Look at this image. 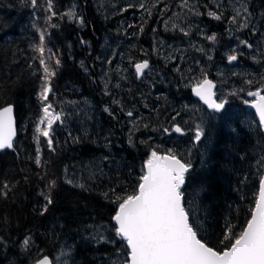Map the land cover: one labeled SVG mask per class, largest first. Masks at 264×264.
Listing matches in <instances>:
<instances>
[{
    "label": "trees",
    "instance_id": "trees-1",
    "mask_svg": "<svg viewBox=\"0 0 264 264\" xmlns=\"http://www.w3.org/2000/svg\"><path fill=\"white\" fill-rule=\"evenodd\" d=\"M54 1L53 11L67 2L73 4L80 11L86 28L76 27L66 15L60 14L46 24V28L51 23L56 25L54 36L58 34L60 42L54 47L48 45L46 39V47L61 61L60 66H56L54 60L48 61L56 71L51 79L53 93L48 97L52 107L58 105L59 97L80 98L77 91L66 86L68 84L83 88L84 96H87L85 88L89 86L99 91L96 81L90 80L85 72L86 66L93 68L92 62L87 59L85 68H80L78 60L85 56L78 54L76 48H84L83 43L87 41L93 43L106 29L127 30L135 41L134 59L128 66L132 86L138 81L132 71L133 64L148 60L153 69L159 70L160 57L152 54L151 42L154 38L159 39V34L171 30L161 25L170 17L169 10L176 0H142L130 7L122 6L126 13L123 23L117 16L110 25H105L101 17L104 14H96L93 0ZM253 4L258 5V1L254 0ZM43 5H46L45 0H36L35 4L32 0H0V108L13 106L17 129L14 147L0 152V193L7 192L6 196L0 194V264H33L42 255L53 259L60 250H67L68 264H110L111 257L107 256L114 254L112 244L96 243L89 235V229L99 225L114 228L112 217L118 206L116 197L135 191L155 138L146 134L138 136L143 123L134 127L123 123L122 110L134 107L133 104L124 105V100L122 109L116 110V102L112 103V108L107 105L108 113L99 108L98 130L87 134L82 128L60 123L52 131V148L42 138L43 144L38 143L37 137L40 139L41 136L38 133L36 137V122L41 115L42 69L39 53L33 47L39 40L34 39L32 31L36 27L33 18L38 23L40 17H33L31 9L39 11ZM202 6L205 4L199 7ZM211 6L209 12L213 10ZM44 28L43 23L41 30ZM158 93L163 96L161 99L167 96L162 90ZM93 99L97 101L98 98ZM162 104L166 102H158L152 107L148 120L152 129L161 121L173 122V116L177 117L176 102H168L164 110ZM109 116L117 119V124L109 121ZM241 116L233 113L217 125L203 168L195 177V188L190 192L186 184L182 187L185 208L189 210L190 222L197 229L198 237L217 250L223 246L221 241L229 227L233 234H238L246 226L258 198L260 178L264 175V125L246 124ZM38 145L43 146L46 160L41 159ZM107 150L113 152L110 155L115 157V165L97 178H88L87 174L77 177L76 164L97 154L107 155ZM169 150L190 163L187 160L189 151L180 143L170 144L165 140L160 152ZM37 156L39 164L36 163ZM190 164L192 170L195 163ZM69 179L72 183H68ZM52 181H55V187L50 189ZM47 194L51 195L53 203L41 214ZM107 236L118 240L116 233L110 230ZM25 239L30 241L27 246Z\"/></svg>",
    "mask_w": 264,
    "mask_h": 264
},
{
    "label": "rangeland",
    "instance_id": "rangeland-1",
    "mask_svg": "<svg viewBox=\"0 0 264 264\" xmlns=\"http://www.w3.org/2000/svg\"><path fill=\"white\" fill-rule=\"evenodd\" d=\"M141 1L93 0L92 7L96 10V14H104L101 17L105 25H110L115 22L117 16H119L118 21L123 23L126 13L122 11V6L130 7L134 5V2L139 4ZM198 1L176 0L172 4V8L169 10L171 12L170 17L161 25L165 26V29L169 28L171 30L163 33V35L159 34L160 38H154L151 42L152 54H157L160 57V62L157 63L160 71L149 66L143 78L141 80L137 79L135 86L130 84L131 77L128 67L131 66L130 61L134 59L135 41H133L127 30L120 32V28L116 27L110 30L106 29L107 31L100 33V38L94 40L93 43L90 41L84 42V48L82 47V49H85L84 51L77 46L76 52L85 56V58L81 56L78 64L80 68H85L87 59L92 62L93 68L89 69L86 66L85 72L90 80L96 81L99 91L97 92L95 87L90 89L89 86L85 88L87 96H84V91H81L83 88L70 86V84L66 85L71 87L73 91H77L81 96L79 99L70 100L59 97L57 100L58 105L53 109L61 114V121L53 124L52 131L60 123H63L68 126L74 125L82 128L87 134H90L100 128L99 108L108 113L109 109L107 107L109 106L107 105L109 104L112 108L114 105L112 103L116 102V110L122 109L125 100L124 105L133 104L134 107L131 108L130 106L129 110H122L124 116L121 120L129 127H134L137 123H143V128L138 136L141 137V135L146 134L147 137H154L152 149L160 152L166 140V143L170 144L178 142L182 148L189 151L187 160L195 164L192 170L187 173L188 175L186 174L185 184L191 192L192 188H195V177L203 168L205 154L210 147V139L217 125L226 116L233 115V113L242 114L241 118L246 124H259V118L250 107L252 101L257 98L248 95V93L261 90V94L264 95V21H261L264 19V0L258 1L256 6L252 4L253 12L250 7V0H201L204 2L201 4ZM45 2L46 5L40 6L39 11L31 9L33 17L34 15L36 19L37 16L40 17L38 23L33 18L34 26L36 25L32 31L33 36L35 40H39L38 33L44 23L48 45L57 47L60 42L57 40L58 34L54 36V29L50 26L53 24H49L46 28L51 13L48 9V0H45ZM54 2L52 0V4ZM204 4L205 6L199 7ZM210 6L212 9L214 8L213 12L222 15L220 20L208 15ZM245 8H247V12H245ZM224 10L229 11L227 13ZM70 11L75 13V19L67 15ZM55 12L58 16L66 15L67 20L77 25L76 27L86 28L84 22L83 24L80 23L82 18L80 11L70 2H67L62 8L58 6ZM232 16H237L235 23L231 21ZM245 17H247V27L242 26L246 22ZM164 19H166V16ZM74 29L77 28L74 27ZM213 34L216 35L215 41L207 38ZM243 41H247L252 47H247L246 44L242 43ZM232 54L237 55L238 58L234 63H228V56ZM41 69L43 84L44 72L42 65ZM210 72L214 74L213 84L216 87L215 91L218 93L220 101L223 99L231 100L229 105H226L219 112L207 110L197 101L191 102L190 94L186 93L187 89L196 86L205 78L208 79ZM230 78L235 79L231 81ZM62 86L64 85L62 84ZM160 90L167 95L164 96V99H161L163 96L158 93ZM40 92L41 86L39 88ZM89 94L91 97H89ZM93 97L98 98L97 101ZM102 102L106 103L105 106ZM158 102H166V104L176 102L179 112L177 117L174 114L173 122L161 121L158 127L152 129L148 120L152 115V107ZM45 103L51 102L49 99L45 102L40 98L41 115L36 122V128L39 119L43 116L42 109ZM166 104L161 105L162 110L165 109ZM170 107L175 106L170 105ZM128 112H132V116H128ZM108 120L115 123L117 121L112 117ZM173 125H179L184 129L186 136L180 137L173 134L170 131ZM198 126L204 132L200 141L195 140ZM165 129L169 132L168 134H166ZM37 134L36 132V137ZM40 136V139H37L38 143H42L41 138L47 141V138ZM37 149L40 151L41 159L43 157L46 160V155L42 151L43 146L38 145ZM110 154H113V152L107 150V155L97 154L89 160L76 164L75 167L79 172L77 177L81 178L83 174H87L88 178L102 176L110 166L115 165L113 162L115 157ZM68 181H71V179ZM196 191H198V188ZM114 229L115 226L111 228L110 226L99 225L90 228L89 235L96 243L107 242L109 245L112 244L114 254L107 256L111 257L110 264H125L128 259L126 242L117 235V241L116 239L111 240L107 236L108 230L114 233ZM66 251L60 250L53 257V264H68Z\"/></svg>",
    "mask_w": 264,
    "mask_h": 264
},
{
    "label": "snow or ice",
    "instance_id": "snow-or-ice-1",
    "mask_svg": "<svg viewBox=\"0 0 264 264\" xmlns=\"http://www.w3.org/2000/svg\"><path fill=\"white\" fill-rule=\"evenodd\" d=\"M32 3L35 4L36 0H32ZM52 7V0H48V9L51 13L49 21L57 16ZM67 15L76 18L74 12L70 11ZM208 15L217 20L221 19L215 12H209ZM236 20L237 16H232L231 21L235 23ZM245 21L243 27L248 26L247 17ZM83 22L81 18L80 23ZM50 26L56 27L54 24ZM207 38L215 41L216 35ZM38 39L39 43L33 47L39 53V63L44 72V82L39 96L47 102L49 94L53 93L51 79L56 75L48 61L54 60L56 66H60L61 61L56 53L46 47L44 30H39ZM242 43L249 48L252 47L247 41ZM237 58L235 54L228 56L229 61H235ZM148 68V60L135 64L138 75H143L144 70ZM214 87L213 82L205 78L196 85L195 92L210 108L218 111L224 108L225 102L218 103L213 99ZM248 95L257 98L254 106L259 113L260 123L264 125V95L261 94V90L249 92ZM13 111L12 105L0 108V150L14 147L17 129ZM42 111L43 116L38 121L36 132L47 138V144L52 148L53 124L61 121V114L54 111L51 103H45ZM127 115L132 116V112H128ZM174 131L183 133L184 129L175 125ZM203 135V129L198 126L195 140L200 141ZM36 163H40L39 156ZM190 168L191 164L181 160L174 151L161 153L153 149L144 162L143 174L139 177L135 191L126 196L116 197L118 206L112 219L115 221L116 235L126 242L128 259L125 264H264V176L260 178L258 198L246 226L238 234H233L232 228L229 227L221 241L223 246L217 250L198 237L197 229L190 222L189 210L185 208L182 187ZM4 187L7 188V185ZM53 187L55 181L49 185L50 189ZM0 194L6 196L7 192ZM45 199L41 214L47 212L48 206L53 203L50 194L45 195ZM29 243V239L24 240L25 246ZM34 264H53V259L42 255Z\"/></svg>",
    "mask_w": 264,
    "mask_h": 264
},
{
    "label": "flooded vegetation",
    "instance_id": "flooded-vegetation-1",
    "mask_svg": "<svg viewBox=\"0 0 264 264\" xmlns=\"http://www.w3.org/2000/svg\"><path fill=\"white\" fill-rule=\"evenodd\" d=\"M256 1H261V0H256ZM253 2H254V0H250V7H251V10H252V12L254 11V8H252V4H253ZM220 5H221V3H220ZM228 8H229V6H227ZM214 9V8H213ZM223 10V9H222ZM225 12H227L228 13V11L229 10H224ZM212 12H213V10H212ZM230 13V12H229ZM221 14V13H220ZM220 16H222V15H220ZM213 19V18H212ZM164 21H166V20H163L162 22H164ZM261 21H264V19H262ZM218 28V27H217ZM257 31H258V29H257ZM233 55V54H232ZM226 57V56H225ZM226 59V58H225ZM228 63H234V61H227ZM208 79L209 80H211L212 82H214V74L213 73H211L210 72V77H208ZM231 79V81H233L235 78H230ZM194 87H196V86H194ZM194 87H192V88H194ZM192 88L190 89H187L186 90V93L187 94H190V96H191V102H199L200 103V101L198 100V99H196L194 96H193V94H192ZM215 88L216 87H214L213 89H212V91L215 93V96L213 97L218 103L219 102H221L220 101V98H219V95H218V93L215 91ZM178 91H181V90H178ZM179 93H181V92H179ZM229 98H232V97H229ZM222 101H224L225 102V106L226 105H229V103H230V99H223ZM125 102V101H124ZM187 102H189L188 100H187ZM252 102H254V101H252ZM201 104V103H200ZM224 106V107H225ZM212 111H215V110H212ZM173 126H175V125H173ZM173 126H172V128H173ZM172 128H171V130L170 131H172L173 132V134H175V135H177V136H180V137H184V136H186V132L184 131L183 133H176L175 131H173L172 130ZM166 132V134H168L169 132L168 131H165Z\"/></svg>",
    "mask_w": 264,
    "mask_h": 264
},
{
    "label": "water",
    "instance_id": "water-1",
    "mask_svg": "<svg viewBox=\"0 0 264 264\" xmlns=\"http://www.w3.org/2000/svg\"><path fill=\"white\" fill-rule=\"evenodd\" d=\"M138 63H140V62H138ZM137 64V63H136ZM149 66H150V64H149ZM133 70H134V72H135V74H136V77H137V79H141L142 78V76L143 75H138L137 73H136V70H135V64H134V66H133ZM148 69H145L144 70V72H146ZM144 74V73H143ZM195 88L196 87H194V88H192V94H193V96L196 98V99H198L199 101H200V103L201 104H203L208 110H214V109H212V108H210L206 103H205V101L200 97V96H197L196 95V92H195ZM214 99V98H213ZM217 102V101H216ZM8 106V105H7ZM4 107H6V106H4ZM251 109L254 111V113L256 114V116L259 118V113L257 112V110H256V108H255V106H254V102L251 104ZM14 109V108H13ZM222 110V109H221ZM221 110H218V111H221ZM217 111V110H216ZM13 116H14V111H13ZM14 119H15V116H14ZM259 120H260V118H259ZM15 122H16V120H15ZM174 127L175 126H173V128H172V130L174 131ZM178 134V133H177ZM14 140H15V138H14ZM5 150H11V149H3V150H0V152H2V151H5ZM113 223H114V225H115V221L113 220ZM34 264V263H33Z\"/></svg>",
    "mask_w": 264,
    "mask_h": 264
},
{
    "label": "bare ground",
    "instance_id": "bare-ground-1",
    "mask_svg": "<svg viewBox=\"0 0 264 264\" xmlns=\"http://www.w3.org/2000/svg\"><path fill=\"white\" fill-rule=\"evenodd\" d=\"M263 8V7H262ZM256 16V15H255ZM180 33V32H179ZM203 66V65H202ZM200 68V67H199Z\"/></svg>",
    "mask_w": 264,
    "mask_h": 264
}]
</instances>
